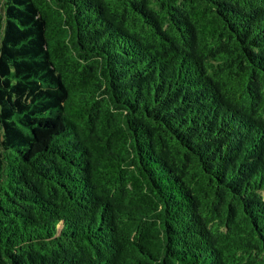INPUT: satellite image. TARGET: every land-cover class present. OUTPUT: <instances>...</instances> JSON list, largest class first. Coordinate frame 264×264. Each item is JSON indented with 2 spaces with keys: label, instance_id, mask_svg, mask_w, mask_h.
Returning <instances> with one entry per match:
<instances>
[{
  "label": "trees",
  "instance_id": "16d2710c",
  "mask_svg": "<svg viewBox=\"0 0 264 264\" xmlns=\"http://www.w3.org/2000/svg\"><path fill=\"white\" fill-rule=\"evenodd\" d=\"M0 264H264V0H0Z\"/></svg>",
  "mask_w": 264,
  "mask_h": 264
}]
</instances>
